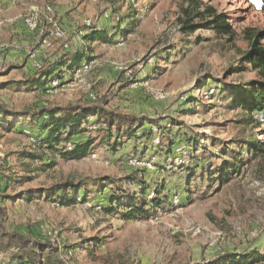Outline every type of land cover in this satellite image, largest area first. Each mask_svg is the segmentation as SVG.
Segmentation results:
<instances>
[{"label":"rangeland","instance_id":"374dc122","mask_svg":"<svg viewBox=\"0 0 264 264\" xmlns=\"http://www.w3.org/2000/svg\"><path fill=\"white\" fill-rule=\"evenodd\" d=\"M199 1L228 17L231 36L184 34L178 19L190 0H0L2 227L41 262L216 264L264 256V152L245 146L264 149V115L243 124L246 113L231 108L225 93L264 81L241 62L250 36L264 31V0ZM56 26L63 39L50 37ZM91 30L110 41H85ZM95 106L147 123L118 128L92 117L83 123L88 132L55 149L43 144L42 110ZM90 140L85 157L63 158ZM96 180L109 185L102 193L89 186L94 195L84 203L60 206L51 195L60 184ZM113 194L122 204L159 205L123 221L116 204L107 212ZM23 253L11 248L0 264H20Z\"/></svg>","mask_w":264,"mask_h":264},{"label":"trees","instance_id":"16d2710c","mask_svg":"<svg viewBox=\"0 0 264 264\" xmlns=\"http://www.w3.org/2000/svg\"><path fill=\"white\" fill-rule=\"evenodd\" d=\"M182 16L178 19L181 25V31L184 34H192L199 29H210L217 37L231 36L233 34L232 26L229 23V19L225 14H218L211 7L203 5V2L199 0H190L186 8H181ZM198 21L193 24V22ZM87 42H109L108 34L101 30H91L87 36H85ZM260 41H264V31L254 33L249 38V49L242 56L241 62L251 66L254 71H257L264 77V46H261ZM83 56H77L75 59L69 61L68 69L71 70L73 67L81 63ZM35 84H40L36 81ZM224 90V89H223ZM227 97L230 99L231 108H240L246 113L245 118L242 119V123L248 125L253 121V115L262 113L264 115V81L252 82L248 85H238L235 87L228 88L225 91ZM65 111V112H64ZM64 112V113H63ZM44 116L43 124L40 126L43 131L46 132V138L43 140V144H46L47 148L55 149L56 146L63 143L66 144L73 137L88 132V126H84L89 118L95 117L97 122L107 126L116 125L118 128L122 125L126 127L132 126L138 123V128L142 127L145 123L143 120L136 117L118 116L107 112L105 109L100 107L90 108H69L59 109L58 111L53 110H42L39 117ZM33 122V121H29ZM151 124L152 122H148ZM102 127V126H101ZM103 141V140H102ZM94 144L93 140L86 142L83 145L76 146L70 152L63 154V158L67 160H77L85 157L90 151V147ZM249 152L257 151L264 152L261 148V143L258 142H247L245 145ZM114 148V145L111 146ZM234 153V150H229ZM229 167H226V170ZM108 181V180H106ZM105 180H96L92 184L86 183L73 185L71 183L60 184L59 186L51 189V195L56 194L55 203L60 206H71L76 204L77 198H81V202L84 203L89 201L94 195V192L89 190V186L96 188V193H102L107 188L109 183ZM138 180H134L132 183L138 185ZM81 191V196H79ZM116 195V194H115ZM114 194L109 198L110 210L107 212H113L112 205L116 204L122 210L121 219L123 221L134 220L142 218L146 215L145 210L148 204L151 207L159 205L158 202L152 201L147 202L145 199L137 200L131 198L130 201L122 204L121 199ZM142 195V194H141ZM51 197V196H50ZM4 210L0 207V257L3 253L11 248H20L24 250L23 255L26 256V262H24L23 255L18 256L20 264H45L40 261L39 256L36 254L34 249L29 248L28 242L17 234L6 232L2 227V218ZM28 248L30 250H28ZM39 251H43L44 247L39 246ZM264 261V256L259 257L257 254L252 253L245 255L240 258L236 256H227L223 260L216 264H255L257 262ZM54 264V263H53Z\"/></svg>","mask_w":264,"mask_h":264},{"label":"built area","instance_id":"2783aa9c","mask_svg":"<svg viewBox=\"0 0 264 264\" xmlns=\"http://www.w3.org/2000/svg\"><path fill=\"white\" fill-rule=\"evenodd\" d=\"M83 23L85 26H90L89 21H84ZM50 37H52L54 39H63L64 38V32H63L62 28H60L59 26L52 27V31H50ZM42 44L46 45V46H50V42H48L47 40H43ZM65 47H67V46H65Z\"/></svg>","mask_w":264,"mask_h":264},{"label":"bare ground","instance_id":"6f19581e","mask_svg":"<svg viewBox=\"0 0 264 264\" xmlns=\"http://www.w3.org/2000/svg\"><path fill=\"white\" fill-rule=\"evenodd\" d=\"M35 23H36L35 14H30V15L26 18V24H27L29 27H32Z\"/></svg>","mask_w":264,"mask_h":264}]
</instances>
